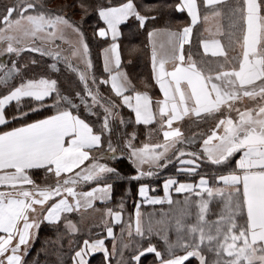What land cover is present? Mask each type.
<instances>
[{"label":"snow or ice","instance_id":"obj_1","mask_svg":"<svg viewBox=\"0 0 264 264\" xmlns=\"http://www.w3.org/2000/svg\"><path fill=\"white\" fill-rule=\"evenodd\" d=\"M202 7L201 16L198 0L145 4L144 11L134 0H71L55 9L45 0L0 5V56L11 60L10 65L0 63V264H28L25 258L44 224L55 239H46L41 250L47 255L49 247L58 245L51 251L56 264H64L65 236L71 264H88L86 257L94 253L103 254L102 264H142L146 253L154 254L152 264H186L189 258L198 264H264V0H202ZM77 8L79 22L70 18ZM172 8L186 11L190 23L175 29L157 26ZM93 12L98 16L94 36L110 34L112 41L105 40L107 46L101 49L108 75L99 82L84 30L85 18ZM130 18L146 30L151 79L163 97L154 103L147 92L134 88L121 67L117 40L120 26ZM201 19L212 21L205 30L213 38L199 44L216 60L195 58L199 53L191 47L193 26ZM56 40L69 46V55H62ZM185 45L190 46L187 53ZM23 52L50 57L52 63L33 58L32 67L21 64ZM61 62L82 89L67 77L71 91L61 87ZM100 84H110L120 104L134 113V125L155 121L163 142L136 146L138 130H127L131 117L114 111L117 103L102 97ZM192 117L213 121L210 134L186 137L179 124L173 126ZM197 139L202 141L199 150ZM124 157L135 169L128 177L101 162L118 163ZM174 161L178 174L197 176L198 182L169 176L163 181L164 196L148 197L142 181ZM208 166L211 173L203 171ZM125 178L138 182L137 194L143 198L135 202L134 221L121 227L117 240L113 225L124 224L122 213L106 207L101 219L112 238L111 250L104 238L86 236L80 243L73 234L81 230L67 214L97 211L94 202L110 201L116 181ZM89 182L95 184L90 190H76ZM172 189L185 193L183 200H173ZM164 202L175 206L171 215L157 220L141 211V203ZM119 207L123 209V202ZM34 264H39V252Z\"/></svg>","mask_w":264,"mask_h":264},{"label":"trees","instance_id":"obj_2","mask_svg":"<svg viewBox=\"0 0 264 264\" xmlns=\"http://www.w3.org/2000/svg\"><path fill=\"white\" fill-rule=\"evenodd\" d=\"M52 0H45L48 7L55 9L54 7L49 6L50 2ZM11 0H0V5L8 4ZM94 3L99 4H117L120 2H123V0H93ZM134 2L140 6L141 11H144V5L145 4H160V3H167V4H174L176 0H134ZM71 3V2H68ZM198 3L201 4V13H204V9L202 7V0H198ZM75 14L71 15L70 18L73 21L79 22L81 20V14L80 10L77 8L74 10ZM164 17L158 21L157 26H164L165 24L169 25L172 28H182L186 24H188V17L186 14L182 12L175 11L174 8L172 9H166L165 10ZM75 15L80 16V19H74L73 17ZM98 23V16L95 14V12L89 14L85 18L84 23V30L88 38V43L90 45V58L93 63V74L96 76L97 81L99 82V79L101 76L105 78V74L102 71L101 63H100V51L101 49L106 45L105 40L106 39H99L97 36H94V28L96 27ZM102 26V23L99 22ZM149 27H151V24H149ZM122 35L120 36V54H121V62H122V68L125 69L127 72L130 80L132 81V84L134 88L137 91H148L152 95L153 98H158L159 91L156 88V86L153 83V80L151 79V74L149 70V49L147 46V34L146 30H140L137 25L134 18L130 19L128 22L123 24L120 28ZM202 25L201 23H198L193 28V36H192V43L191 47L193 48L194 52H198L199 55H197L195 58L200 59V46H199V40L202 38ZM55 44H61V47L63 49L62 55H69L68 49L69 46L66 44H62L60 40H56L54 42ZM189 45L185 47V51L187 53V50L189 49ZM70 50V49H69ZM33 58H36L38 60L47 61V63H52V60L50 57H43L41 58L38 53H31V52H23L21 53V57L18 58L21 64L29 65V67H32L31 61ZM0 63L9 64L11 63V60L6 56H0ZM72 63L80 67L81 69L84 68V65L77 64L75 61L72 60ZM58 67L61 69V73L59 76L61 87L71 91L68 89V84L65 82V77L69 81H75L77 88H81L82 86L79 85L78 78L75 76L74 73L69 74L65 71V65L63 62L58 64ZM29 76L32 75V72L28 73ZM53 76H56V73H52ZM91 84V80L89 81ZM100 92L103 98H111L114 100L118 108L114 109V111H119L121 115L128 119L131 117L133 124L128 125L127 130L129 132L132 131L133 127H135L138 130V136L137 139L133 142L136 146H142L144 143H156L158 140H160V134L158 129L156 131H153L154 128H156V125H134V119L132 116V113L124 108L120 103L118 97H116L112 91L110 90L108 85L100 84L99 85ZM15 102H13L14 105ZM102 113V109H100ZM29 115H32L31 113ZM95 119V117H93ZM214 124L213 121L208 120L207 122L198 121V122H189L186 121L182 124V131L183 134L186 137H191L193 133L197 135V137L202 136L204 134H207L208 131L211 129L212 125ZM3 126H0V129H2ZM199 140H197V143L195 147L197 150H199ZM121 148L123 147V144L121 142L120 144ZM188 147V146H185ZM99 156V152H98ZM101 162H107L112 166H115L119 169V171L124 175V177L131 176L135 173V169L131 166L129 161L126 157L122 158L118 163L113 161H101ZM176 162L169 164L167 168L163 171H159L157 175L151 177V180L154 181H142L150 184V186H159L160 179L165 176L173 175L176 172ZM210 168L209 166L203 171H208ZM147 170V169H145ZM147 179V178H145ZM131 188V193L126 194V189ZM84 188H88L87 186H84ZM137 188H138V182L135 180L129 181L128 179L118 180L116 181L113 192H112V199L108 204L105 205H99L96 207L98 209L97 211L89 210L87 212L83 213V219H81V215L78 213L74 214H68L69 218L72 219L75 223H77V227L81 230L78 233H75V237L77 240L82 243L83 238L91 237V238H99L103 237V227L101 224H99L100 220L97 216V213L100 210L105 209L106 207L112 208L113 210H119L123 213L125 216L124 223L127 224L129 221H134V210H135V202L137 201ZM159 188V187H158ZM159 192V191H158ZM184 197L182 196H176L173 198V200H181ZM123 202L124 207L121 209L119 207V204ZM169 204H162V205H154V206H141V211L143 213H151L153 211H158L162 209L163 207H168ZM126 236V234H125ZM48 238L55 239V234L53 233L52 229L47 226V224H44L41 226V228L38 230V236L34 243L31 246L29 255L25 258L28 264H34V261L36 260L37 253L39 252V264H56L57 256L52 255V247H58V245H52L49 247V254H45L43 250H41L42 245L44 244L45 240ZM153 242L157 244L158 247H162V241L158 240V238L153 237ZM119 240V239H118ZM63 256L61 259L64 261V264H71V253L69 252L68 248V237L65 236L63 239ZM127 255V253H126ZM102 256L101 254L92 255L88 259V264H102ZM153 254H145L142 257V263L143 264H150L153 262L154 257H152ZM118 259V258H117ZM113 264H117L116 260H113Z\"/></svg>","mask_w":264,"mask_h":264},{"label":"crops","instance_id":"obj_3","mask_svg":"<svg viewBox=\"0 0 264 264\" xmlns=\"http://www.w3.org/2000/svg\"><path fill=\"white\" fill-rule=\"evenodd\" d=\"M182 13H184V14H186L187 15V12L186 11H184V12H182ZM204 13H201V16L203 15ZM188 17V16H187ZM130 19H132V18H130ZM102 23V22H101ZM188 23H190V17H188ZM198 23H201V25H202V38L201 39H207V40H211L212 38H213V36L210 34V32L209 31H206L205 29L206 28H211L212 27V21L210 20V21H208V22H205V21H203V19H201L200 21H198ZM197 23V24H198ZM123 25V24H122ZM121 25V26H122ZM121 26H120V28H121ZM196 26V25H195ZM195 26H193V28L195 27ZM98 37V36H97ZM99 39H106L107 40V42L108 43H111L112 41H111V35L109 34V36L108 37H106V38H100V37H98ZM217 38H220V37H217ZM119 40H120V37L118 38V40H117V43L119 44V51H120V43H119ZM107 46V44L104 46V47H106ZM147 46H148V44H147ZM187 45H185V47H186ZM199 46H200V44H199ZM103 47V48H104ZM148 49H149V70H150V74H151V60H150V54H151V49H150V46H148ZM186 52V51H185ZM200 58H204V59H206V60H216L217 58L216 57H212V55H211V53H208V54H205L204 52H203V48L200 46ZM231 54V53H230ZM121 55V54H120ZM222 59V58H221ZM100 63H101V67H102V71H103V56H102V52L100 51ZM121 67H122V62H121ZM123 70L125 71V69L123 68ZM126 72V71H125ZM103 73L105 74V79L107 78V73H105L104 71H103ZM127 73V72H126ZM153 83H154V85L156 86V88L158 89V91H159V87H158V85H156L155 84V82L153 81ZM109 86V88H110V90H111V86H110V84L108 85ZM141 92H147L151 97H152V95L150 94V92H148V91H141ZM113 93V92H112ZM114 95H115V93H113ZM129 94H131V92H126L125 93V95H129ZM159 97L158 98H153L152 97V100H153V103L155 102V100H157V99H162L163 97H162V94L159 92ZM118 99H119V103H120V98L118 97ZM239 103V102H238ZM122 105V104H121ZM123 106V105H122ZM124 108H126L127 110H129L130 112H131V110L130 109H128L126 106H123ZM132 113V112H131ZM132 116H133V119L135 120V117H134V113H132ZM232 116L233 117H235V118H238L237 117V115H236V113L235 112H233L232 113ZM186 121H189V122H192V121H194V122H198L199 120H197L195 117H192L191 119H189V118H185L184 119V121H182V122H174V125L173 126H176L177 124H179L180 125V127H181V129H182V124L184 123V122H186ZM143 125V124H142ZM150 125V124H149ZM152 125H156V128H154V129H158V131H159V134H160V140H158V142H156V143H160V142H163V132L159 129V126L157 125V123L154 121L153 123H152ZM214 126V124L212 125V127ZM211 127V128H212ZM163 128L165 129V130H167V128H168V126L167 125H164L163 126ZM183 132V131H182ZM207 134H210V130L208 131V133ZM199 140V139H198ZM202 141L201 140H199V142L198 143H201ZM93 155H96V156H98V152H95V153H93ZM236 158H238V156L236 157ZM88 163V161H85V165ZM81 167H84V165H82ZM210 168H208L209 170L208 171H210L209 173H211V166H209ZM145 169H147V166H145ZM75 171V170H74ZM69 175H71V173L69 174ZM170 176H172V177H174V178H176L178 181H181V182H198V177L197 176H187L186 174H178L177 173V171L173 174V175H170ZM169 176H165V177H163V178H161L160 179V184H159V188L155 185V186H150V184H148V183H146V182H143V183H145V184H147L148 185V192H147V195H148V197H163L164 196V190H163V181L165 180V179H167ZM151 180V178H147V179H144L143 181H150ZM151 181H154V180H151ZM88 185V188H84V186H87ZM95 186V184L94 183H82V184H80V185H77L76 186V190L77 191H88V190H90V188L91 187H94ZM0 187H2V186H0ZM159 191V192H158ZM137 192H138V188H137ZM170 194H171V197H172V199L174 198V197H176V196H182V195H186L185 193H176L175 191H174V189H172V190H170ZM68 199L71 201V197H68ZM143 200V198L142 197H140L138 194H137V201H142ZM110 201H108V202H106V203H101L100 201H95L94 202V205H95V208L96 207H98L99 205H105V204H108ZM167 202H164V203H162V204H166ZM162 204H144V203H141V206H149V205H151V206H154V205H162ZM89 210H92V209H89ZM89 210H87V211H89ZM87 211H84V210H82V213H78V214H83L84 212H87ZM113 211H119V210H113ZM121 212V211H120ZM122 213V212H121ZM72 214H74V213H72ZM68 215V214H67ZM104 215H105V213H104V209L103 210H100L98 213H97V216H98V218H99V220H100V222H99V224H101V226L103 227V233H104V236L103 237H99V238H104V240H105V244H106V246L109 248V250H111V248H112V238L111 237H108L107 236V232L104 230V223L102 222V217H104ZM109 221L111 220V218L110 217H108L107 218ZM124 219H125V216L123 215V213H122V221L124 222ZM134 219H135V210H134ZM122 226H126V223H124V224H116V225H113V228H114V233H115V235H116V237H117V240L120 238V229H121V227ZM96 254H101V255H103L102 253H94V254H92V255H96ZM147 254V253H146ZM92 255H90V256H92ZM90 256H88V257H86V259H87V261H88V259H89V257ZM152 257H154V254H153V256ZM143 264V263H142ZM150 264H152V263H150ZM186 264H198V262L196 261V259L195 258H189V261H187L186 262Z\"/></svg>","mask_w":264,"mask_h":264},{"label":"rangeland","instance_id":"obj_4","mask_svg":"<svg viewBox=\"0 0 264 264\" xmlns=\"http://www.w3.org/2000/svg\"><path fill=\"white\" fill-rule=\"evenodd\" d=\"M68 2H71V0H52L51 2H50V5L49 6H51V7H54V8H59L60 6H62L63 4H65V3H68ZM74 19H80V16H78V15H75L74 17H73ZM66 35L68 36V38L70 39V40H74L75 39V37H74V34H72L71 32H68V33H66ZM67 45V44H66ZM70 52V50L68 49V53ZM72 60L73 61H75L77 64H80V65H83V64H81V63H79L78 62V60L76 59V58H72ZM198 140V139H197ZM181 200H183V198L181 199ZM213 207H215V206H213ZM174 208H175V206L173 205L172 207H170V206H168V207H163L162 209H160V210H158V211H153V212H151V213H144L146 216L147 215H149V214H151L155 219H159L162 215H164V214H169V215H171L172 214V212L174 211ZM143 213V212H142ZM210 219H214L215 217L214 216H210L209 217ZM193 220H194V217H193Z\"/></svg>","mask_w":264,"mask_h":264}]
</instances>
